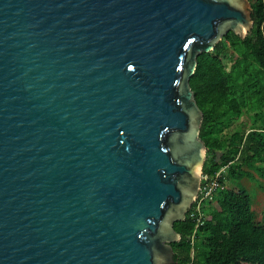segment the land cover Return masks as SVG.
<instances>
[{"label":"water","instance_id":"water-1","mask_svg":"<svg viewBox=\"0 0 264 264\" xmlns=\"http://www.w3.org/2000/svg\"><path fill=\"white\" fill-rule=\"evenodd\" d=\"M250 0H0V264H173L207 159L198 58Z\"/></svg>","mask_w":264,"mask_h":264},{"label":"trees","instance_id":"trees-1","mask_svg":"<svg viewBox=\"0 0 264 264\" xmlns=\"http://www.w3.org/2000/svg\"><path fill=\"white\" fill-rule=\"evenodd\" d=\"M250 1L251 33L242 39L230 32L213 51L199 56L191 78L204 112L203 176L210 182L220 175L217 189L202 203V215L196 201L186 219L175 223L182 238L172 244L173 264H264V221L257 223L253 196L243 185L257 168L264 180V0ZM245 113H254L250 131L226 133Z\"/></svg>","mask_w":264,"mask_h":264},{"label":"rangeland","instance_id":"rangeland-1","mask_svg":"<svg viewBox=\"0 0 264 264\" xmlns=\"http://www.w3.org/2000/svg\"><path fill=\"white\" fill-rule=\"evenodd\" d=\"M234 52L231 51L227 55V59L230 61ZM229 61L227 66L230 65ZM254 113H245L241 119L234 122L226 133H232L237 128H242V131L248 133L250 131L251 125L253 124L252 116ZM253 178H245L243 180V185L251 192L254 200L253 209L256 214V221L258 224H262L264 221V180L261 178V172L259 168L252 171ZM229 187H234L233 183L227 181L226 183ZM201 264H203L201 262Z\"/></svg>","mask_w":264,"mask_h":264},{"label":"built area","instance_id":"built-area-1","mask_svg":"<svg viewBox=\"0 0 264 264\" xmlns=\"http://www.w3.org/2000/svg\"><path fill=\"white\" fill-rule=\"evenodd\" d=\"M220 174H217V177L210 181V182H207L209 181V178L207 176H203V181H206L207 183H205L202 187H201V190H200V194H199V197L197 199L198 201V206H197V210L198 212L200 213V215H202V211H201V206H202V203L208 199L209 197L212 196L213 192L217 189L218 187V182H217V178L219 177ZM199 223H202L201 219L199 221Z\"/></svg>","mask_w":264,"mask_h":264}]
</instances>
